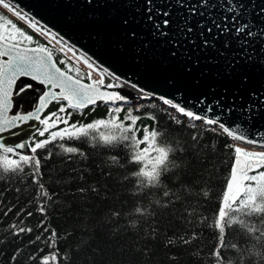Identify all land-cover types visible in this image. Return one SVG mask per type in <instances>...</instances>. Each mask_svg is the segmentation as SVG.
<instances>
[{
	"label": "trees",
	"instance_id": "1",
	"mask_svg": "<svg viewBox=\"0 0 264 264\" xmlns=\"http://www.w3.org/2000/svg\"><path fill=\"white\" fill-rule=\"evenodd\" d=\"M0 15L49 47L58 63L65 62L59 63L63 69L71 67L75 75L79 69L80 76L88 80L89 68L67 50L61 51L59 45L2 6ZM51 104L58 109L57 103ZM115 106L101 103L82 110L69 109L70 119L86 125L107 118ZM129 109L133 115L154 116L164 134L163 140L177 148L171 159L179 167L163 177L176 195L164 197L162 189L137 187L133 173L138 165L130 162L128 149L121 146L124 142L105 146L98 139L100 133L119 135L111 127L78 140H58L30 154L41 162L40 183L44 189L32 182L29 166H24L20 174L5 173L0 168V264H41V257L55 254L56 250L46 243L49 232L44 228L59 234L60 258L50 259V264H214L210 256L217 244L214 215L217 205L222 203L235 141L219 127L181 117L155 99L124 103L122 111L115 113L118 122ZM152 124L148 118L139 121V125ZM38 128L42 126L37 125ZM47 137L46 133L40 140ZM58 144L76 147L84 155L71 154L69 158ZM8 155L10 159L17 158L15 154ZM112 157L117 160L113 162ZM41 206L45 208L43 214L39 211ZM29 212L31 216L27 215ZM20 227L32 231L19 232ZM253 236L246 244L245 237L235 230L228 231L226 239L238 243L240 249L224 250L226 264H235L241 251L244 264H264V241ZM182 237L189 243H183Z\"/></svg>",
	"mask_w": 264,
	"mask_h": 264
},
{
	"label": "snow or ice",
	"instance_id": "2",
	"mask_svg": "<svg viewBox=\"0 0 264 264\" xmlns=\"http://www.w3.org/2000/svg\"><path fill=\"white\" fill-rule=\"evenodd\" d=\"M180 0H178V3ZM201 6L208 7V0H200ZM146 3L151 5L152 0H146ZM0 6L4 9L15 12L21 19L24 16L17 11L9 0H0ZM223 7V5H221ZM214 7V5H213ZM244 3H230L226 9L230 16H222L221 23L216 19L212 20V25L219 30L220 34L233 33L241 46L248 43V38L261 37L264 38V28H260L257 32L252 31L249 23L241 20V13L244 10ZM149 13L152 8L147 9ZM189 12L196 13L195 6L189 8ZM264 13V9H261ZM203 15V13H200ZM157 15L164 17L161 21H153L154 34L159 32L161 36H167L168 33L163 31L171 26L168 19L169 13L157 12ZM149 20H153L151 15ZM124 25L128 24V20L122 21ZM29 26L43 35H50L51 39L57 43H63V38L59 34L44 31L38 23L29 21ZM213 27L207 28L208 33L213 32ZM188 32L192 29L188 28ZM135 35V33H133ZM203 36V32H201ZM205 45L209 44L208 39H204ZM35 45V46H32ZM74 52L73 48L68 49ZM63 51V49H61ZM59 63L63 64L64 61ZM89 68H93V64L85 61ZM73 69L68 67L62 70L57 66V61L53 59L52 50L39 44L34 40L33 36L26 31L21 30L12 20L0 15V132L4 131L6 127L15 126L17 121H37L42 128L36 129L34 135L48 137L43 140L29 141L16 143L14 146H6L0 143V168L5 173L20 174L24 172V166H29L32 175V182L37 184L40 189H44V185L40 183L43 178V173L40 171L41 162L34 155H28L18 150H23L26 147L29 152L37 153L39 149H44L49 144H55L58 140L80 139L81 137H88L90 133L99 132L100 129L113 128L119 135H105L100 133L98 139L105 146H112L114 143L123 141L121 145L126 147L130 153V162L138 165L137 170L133 173L137 180V187L151 190L153 188L162 189L164 197L175 196L168 185L164 182L163 177L168 175L172 169H176L179 165L171 157L177 151V148L172 144L163 140V132L158 128V122L154 116L144 117L140 115H133L131 109L118 122L115 113L122 111V105L127 103L128 97L121 94L120 91H110L111 89H121L130 82L125 81L121 83V78L114 73H108L116 83L105 82L104 72L101 73V78L98 80L91 79V73L88 74L87 79L90 82L85 83V77L80 76L79 69H76V76H73ZM106 71V70H104ZM21 77H29L32 81L38 82L44 86V90L38 97V106L34 112H28L24 115L9 116L10 99L15 89L17 92H24L32 88V84H25L17 87V81ZM136 88V85H131ZM143 91L142 89L140 90ZM143 98V97H142ZM163 99L164 104L171 105L177 110L181 116H185L192 121H203L207 125H218L219 128L229 137L236 140L244 141L249 145H259L264 147V144L249 139L243 132H237L236 129H230L223 123H220V118L202 117L191 110H186L184 107L173 104L168 99ZM57 103L59 105L56 112H51L44 118H41V113L49 104ZM98 102L105 104L116 105L110 110L107 118H101L86 125H78L76 123H69L72 110H82L88 106H95ZM212 109L209 107L208 111ZM140 111L139 108L136 109ZM143 118H148L153 121L152 125H139V121ZM176 120V117H173ZM125 121L129 123H125ZM179 122V121H177ZM66 127L60 128L59 125ZM195 127V125H193ZM239 127V126H238ZM56 129V130H53ZM142 133V135H137ZM97 137H94V139ZM193 140L197 137L194 135ZM144 145V147H141ZM63 150L65 154H79L84 155L76 147H65L63 144L56 145ZM232 148L231 145H226ZM233 158L230 166L229 177L226 180L225 190L222 193V203L217 205V210L214 215L213 227L218 230L217 244L213 247L210 256L214 260V264H226L227 258L224 255V250L240 249L238 243H229L226 239L229 230H235L240 236L245 237V243L252 240L255 234V240L264 241V151H246L241 147L232 148ZM8 154H15L16 159H10ZM52 153H49V157ZM113 162L117 160L116 157L111 158ZM84 192V189H79ZM95 191V189H93ZM151 194V192H149ZM44 195L50 199V196ZM175 202V201H170ZM167 206V204H165ZM39 211L43 214L45 208L39 207ZM137 213H141L140 208H136ZM7 213H5L6 215ZM31 216L32 213H27ZM114 215H118L114 213ZM254 221V222H250ZM43 226V222L41 225ZM17 227V226H13ZM49 232L46 243L48 247L56 250L55 254L41 257V264H50L51 260H57L59 257L57 237L58 233L54 230L44 228ZM19 232H31L30 228L20 227ZM18 234V233H17ZM40 236H37V240ZM182 242L187 244L189 240L181 238ZM171 243V241H169ZM244 252H240V259L235 264H244ZM15 259V257H13ZM231 264V262H228Z\"/></svg>",
	"mask_w": 264,
	"mask_h": 264
},
{
	"label": "water",
	"instance_id": "3",
	"mask_svg": "<svg viewBox=\"0 0 264 264\" xmlns=\"http://www.w3.org/2000/svg\"><path fill=\"white\" fill-rule=\"evenodd\" d=\"M9 1L119 76L121 83L130 82L110 91L133 102L168 99L202 117H219L220 123L264 144V38H248L242 47L233 33L220 34L212 25L213 19L223 23L221 17L231 15L226 11L230 3H244L240 18L257 32L264 28V0H208V7L200 0H152L151 5L146 0ZM193 6L195 14L189 12ZM164 11L171 22L163 29L167 36L154 34L153 28V21L164 18L157 12Z\"/></svg>",
	"mask_w": 264,
	"mask_h": 264
},
{
	"label": "rangeland",
	"instance_id": "4",
	"mask_svg": "<svg viewBox=\"0 0 264 264\" xmlns=\"http://www.w3.org/2000/svg\"><path fill=\"white\" fill-rule=\"evenodd\" d=\"M86 69L85 66H82V69ZM97 73H91V79L98 80L100 79V76H97ZM25 84H32V88L27 89L24 92H13V103L14 106L12 108V111L10 112V115L21 113H26L31 110V108L36 107L39 103L38 97L41 94V92L44 90V86L40 85L36 81H32L29 77H21L17 82V87ZM57 108L54 104L49 105L42 113L41 118H44L51 112H56ZM77 119L72 118L69 120V123H76ZM37 124L39 123L37 121H19L15 126L9 128L7 131L0 132V143L5 144L6 146H14L16 143L29 141L30 143L32 141H38L41 139L38 135H34L36 132ZM42 126V125H41ZM43 127V126H42ZM60 128L66 127L65 125L61 124L59 125ZM56 130V129H53ZM31 135L32 138L30 137ZM239 147V146H238ZM246 151H252L245 147H241ZM254 151H261L256 150ZM18 152H23L28 155L31 154L29 152L28 148L26 147L23 150H18Z\"/></svg>",
	"mask_w": 264,
	"mask_h": 264
},
{
	"label": "bare ground",
	"instance_id": "5",
	"mask_svg": "<svg viewBox=\"0 0 264 264\" xmlns=\"http://www.w3.org/2000/svg\"><path fill=\"white\" fill-rule=\"evenodd\" d=\"M26 15V14H25ZM26 16H29L28 14ZM32 20H33V17L32 16H29ZM47 29V28H46ZM48 30V29H47ZM50 31V30H49ZM51 33H54V34H57L56 32H54L52 29L50 31ZM60 36V35H59ZM61 37V36H60ZM63 41H66L65 38H63ZM67 42V41H66ZM71 48L73 49H76L80 55L85 59V60H90V61H93L88 55L84 54L82 51H80L79 49L77 48H74L73 45L70 46ZM94 62V61H93ZM97 63H95L96 65ZM98 65V64H97ZM96 65V66H97ZM97 67H99L102 71H104V68L100 65H98ZM105 72V82L108 83L112 80V77L108 75V72L104 71ZM254 237V236H253ZM32 242V241H31ZM255 242V241H254ZM248 249V248H247ZM37 254V253H36ZM231 261V260H230Z\"/></svg>",
	"mask_w": 264,
	"mask_h": 264
}]
</instances>
